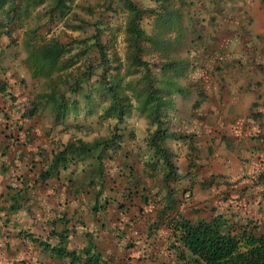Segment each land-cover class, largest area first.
Listing matches in <instances>:
<instances>
[{
  "label": "rangeland",
  "instance_id": "rangeland-1",
  "mask_svg": "<svg viewBox=\"0 0 264 264\" xmlns=\"http://www.w3.org/2000/svg\"><path fill=\"white\" fill-rule=\"evenodd\" d=\"M138 1L143 7H153L150 0ZM189 1L193 4L186 9L183 7L182 13L184 24L191 21L190 32L186 31L172 56L177 55L186 62L178 84L193 85L190 91L194 94L191 99H183L171 93L173 104L164 106L168 116L163 128L175 137L167 139L166 145L173 154L179 176H184L176 185L172 183L180 201L178 210L192 221L215 214H223L226 218L239 217L243 225L246 220H253L260 225L259 231L264 232V186L256 184L258 176L264 175V0ZM106 4L107 0H72L69 11L52 21L43 17L42 7H36L27 23L10 28V36L0 34V83L7 85L6 94H10H0L1 131L15 136L17 126L6 119L7 124L4 119L14 114L18 116V109L27 112L48 89L46 80L34 77L28 66L26 42L34 44L56 38L73 45L70 53L73 56L80 54L83 45L79 42L92 36L93 28L89 24L99 22L103 28L102 42L108 44L109 55L114 53L122 62L125 60V14L116 3L112 4L113 10L107 11ZM209 18L216 20L212 24ZM150 21L145 15L141 23L148 33L152 29ZM86 22L89 24L84 25ZM32 29L36 32L32 33ZM96 56L92 49L89 57H75L74 67L63 73L68 74L65 80L73 84L86 67L96 64ZM141 57L150 63L157 80L160 79L158 74L163 64L160 53L148 44ZM110 72L113 73V69ZM99 73L96 69L90 77V87L96 85ZM130 74L125 81L132 80L139 88L140 74L134 70ZM199 90L204 96L200 105L195 107L194 102L201 98L195 93ZM94 95L91 93L90 99L95 98ZM94 98H78V115L67 119L66 133L59 126L53 127L49 108L38 109V117L32 121L34 125L27 123L24 129L32 126L43 131L34 136L35 145H48L54 138L60 142L69 138L92 142L108 137L113 133L116 121L102 117L101 107ZM131 106L115 131L122 134L116 159L121 164L127 154L133 160L130 164L139 186L137 191L131 189L133 198L129 214L137 221L135 230L141 232L154 216V206L142 203L140 193L155 192L159 183L157 177H150L143 165L148 155L149 122L138 112L133 100ZM42 135L45 137L40 141ZM48 149H52L51 146ZM91 156L82 164H71L69 169L76 170V176L85 185L83 190L93 194L88 183L100 181L101 177L97 173V152ZM108 166L105 163L107 186L113 189L112 192L123 189L128 178L115 173L118 171L116 165L114 169H108ZM105 217L115 218L111 213ZM166 255L168 253L164 252L160 258L167 260Z\"/></svg>",
  "mask_w": 264,
  "mask_h": 264
},
{
  "label": "trees",
  "instance_id": "trees-1",
  "mask_svg": "<svg viewBox=\"0 0 264 264\" xmlns=\"http://www.w3.org/2000/svg\"><path fill=\"white\" fill-rule=\"evenodd\" d=\"M150 1L153 7L148 8L143 7L138 0H107L105 7L107 11L113 10L112 4L116 3L119 10L125 14L123 30L126 54L123 62L114 53L109 55L108 44L102 42L103 28L99 22L84 24H89L93 28V34L79 42L83 45L79 50L80 54L73 56L70 54L73 45L56 38L43 39L34 44L31 41L26 42L28 66L34 77L46 80L48 89L40 96V101L27 112L18 109V116L9 114L10 118L4 119L7 124L9 120L17 126L15 136L7 135L0 130V175L6 180V197L9 198L5 197V202L10 201L7 208H0L2 213L7 212L5 216H0L3 223L0 225V231L10 223V215L19 211L23 202L30 199L31 194L38 195L39 187L53 178L58 180L52 186L53 194L67 195L63 204L71 203V200H67L69 195L72 199L80 201L83 214L89 213L96 218L101 212L106 213L105 215L111 213L114 216L118 215L127 226L134 225L135 219L129 217L130 202L133 198L131 189L137 191L139 183L133 165L130 164L133 161L131 157L126 154L121 164L117 163V151L120 148L122 134L115 133L119 129L118 125L124 121L125 115L130 112L133 100L138 112L149 122L146 140L148 155L143 165L149 171L150 177H157L159 183V188H155V192L150 190L147 194L140 193L142 203L145 205L152 203L154 206V216L144 230L140 244L142 250L139 254L146 256L149 264H264V232L259 231L260 225L253 220L249 222L246 220L243 225L240 224L239 217L226 218L223 214H215L192 221L178 210L180 201L177 198V189L172 183L176 185L184 176H179L173 154L166 145L167 139L175 137L169 134L167 128H163L168 116L164 106L169 104L170 107L173 104L171 93L183 99H191L194 94L190 91L193 85L178 84V79L184 75L186 62L177 55L172 56L186 31L190 32L191 21L188 20V23L184 24L182 10L193 3L189 0ZM71 2L72 0H0V34L10 36V28L25 23L36 7H42V15L47 21L55 20V17L63 16L69 11ZM88 11L93 13L91 10ZM145 15L151 19L150 33L141 26ZM215 20L209 18L212 24ZM31 32L35 33L36 30L32 29ZM193 32L191 29V33ZM89 41L91 42L88 44ZM148 44L154 51L160 53L163 61L158 80L150 63L141 57ZM92 49L97 55L96 64L86 67L73 84H69L65 80L68 74L63 73L74 67L75 57H89ZM96 69L100 71L96 77L97 86L90 87L88 83ZM111 69L113 73L110 72ZM133 70L140 74L138 79L142 82L139 88L134 86L132 80L125 81ZM156 82L159 84L156 85ZM6 91L7 85L1 82L0 94L5 95ZM91 93H95L93 98L101 107L102 117L116 121L110 136L92 142H85L80 138H69L65 142H60L54 138L48 145L46 143L47 146L39 147L37 150L28 149L26 155L20 153L18 157L16 156L18 161L13 160L7 164L6 151L9 147L15 144L29 147L34 141L31 131L28 128L24 129V125L35 121L33 119L38 117L36 116L38 109L49 108L53 127L59 126L66 133L67 119L78 115L80 105L78 98L89 100ZM195 93L201 97L194 102L195 107H198L204 94L201 90ZM48 146L52 149H48ZM93 152H97L95 160L98 163L97 173L101 179L88 183L93 194L81 193L85 185L76 176V170L69 169V166L78 165L79 162L82 164L88 156L94 157ZM105 163L109 164L108 169L117 167L118 171L115 173L120 177L128 178L123 189H116L113 193V189L107 186L104 175ZM12 165L14 168L10 170ZM24 169L25 174H17ZM256 184L264 186V175L258 176ZM141 189L144 191V186ZM80 194L84 196L80 198ZM186 196H190L188 192ZM60 215L49 222L51 229L44 240H40L41 238L33 233L21 230L16 232L14 237L20 239L25 248L32 247L33 253L50 252L60 258H68L70 264H106L94 246V232L84 234L86 243L78 254L66 250L70 236L75 234L76 227H84V221L78 218L72 223V220L67 218V212ZM262 225L264 226V222ZM118 232L122 237L126 235L123 229ZM53 238L57 239L55 246L49 243ZM132 242H135L134 238ZM135 246L136 244L128 239L125 249ZM164 252L168 253L167 260L160 258ZM24 263L25 261L20 259L13 262Z\"/></svg>",
  "mask_w": 264,
  "mask_h": 264
},
{
  "label": "crops",
  "instance_id": "crops-1",
  "mask_svg": "<svg viewBox=\"0 0 264 264\" xmlns=\"http://www.w3.org/2000/svg\"><path fill=\"white\" fill-rule=\"evenodd\" d=\"M31 125H34V123ZM31 127L32 126H30V128L28 127V129L31 131L33 137L39 136L41 132L43 133L42 130ZM44 136L45 135H42L43 138L39 140H44ZM34 143L35 138L29 147H22L20 144L9 147L8 151H6L8 159L7 164H10L13 160L18 161L17 157L19 154L22 153V155H26V150L28 149L37 150L39 147H45L43 144L35 145ZM17 147H21L22 149L19 150L18 148L17 150ZM13 168L14 165L11 166L10 170ZM23 173L25 174V169L17 172L19 175ZM57 181L56 178H53L47 183L42 184V187H39L40 189L38 191L40 193L38 195H35V193L31 194L29 196L30 199L23 202L21 209L13 215H10V223L7 227H2L0 231V264H13V262H16L18 259L24 260V264H70L68 258H60L50 252L41 253L34 251L33 253L32 247L27 245L28 249L25 248L22 245V241L14 237L16 232L21 230L33 233L36 237L41 238L40 240H44L51 229L49 222L56 216H61L60 214L63 212H67V218L71 219L72 223L78 220V218L84 221V227H76L75 234L70 236L66 248L68 252H75L78 254L86 243L84 234L86 232H94V246L97 248V251L101 253V258L103 261H106V264H149L146 256L139 254L140 250H142L140 244L144 236V231L137 232L135 230V225L137 224L136 220L134 225L129 227L119 219L118 215L115 216L114 220H111L105 217L106 213L104 212L98 214L99 216L96 218L89 213V215L83 214L82 208H80L79 205V200L72 199L68 195L67 200H71V203L66 202V204H63L67 195H65V193L53 194L54 190L52 186L57 183ZM5 186L6 180L0 175V194H2L0 198V208H7L10 204V201L7 202L8 200L5 202V197L7 196V189ZM83 192H85V190L82 189L81 193ZM83 196L84 195L80 194V198ZM7 198L9 197H6V199ZM5 214H7L6 211L3 213L0 211V216H5ZM108 215H110V213H108ZM129 217L133 218L130 214ZM1 222L2 221H0V225L3 224ZM122 229L126 234L123 237L121 233L118 232V230ZM2 238H4V240H1ZM133 238L135 242H132ZM128 239L131 240V243L136 244V246L126 250L125 246L127 245ZM49 243L55 246L57 245V239H50Z\"/></svg>",
  "mask_w": 264,
  "mask_h": 264
}]
</instances>
